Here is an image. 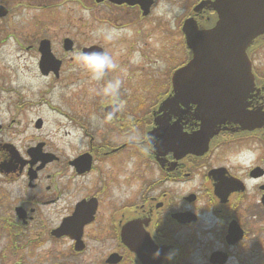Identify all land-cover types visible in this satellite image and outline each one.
<instances>
[{
	"label": "flooded vegetation",
	"instance_id": "af4514ba",
	"mask_svg": "<svg viewBox=\"0 0 264 264\" xmlns=\"http://www.w3.org/2000/svg\"><path fill=\"white\" fill-rule=\"evenodd\" d=\"M185 1L0 0V264H264V33L245 97L194 68L164 104L192 59L184 23L217 21ZM153 40L169 69L134 63ZM93 51L117 64L101 80Z\"/></svg>",
	"mask_w": 264,
	"mask_h": 264
},
{
	"label": "water",
	"instance_id": "95a60500",
	"mask_svg": "<svg viewBox=\"0 0 264 264\" xmlns=\"http://www.w3.org/2000/svg\"><path fill=\"white\" fill-rule=\"evenodd\" d=\"M204 5H209L217 13L216 24L209 30L200 31L192 20L184 23L192 59L174 73V96L164 104L176 101L179 77L186 76L184 72L194 68L203 71L201 77L209 79H231L232 84L240 79L244 89L238 94L244 97L253 86L251 63L246 49L257 36L264 33V0H206ZM240 104L235 106V101L229 100L220 109L233 111L240 108Z\"/></svg>",
	"mask_w": 264,
	"mask_h": 264
},
{
	"label": "clouds",
	"instance_id": "9594fccd",
	"mask_svg": "<svg viewBox=\"0 0 264 264\" xmlns=\"http://www.w3.org/2000/svg\"><path fill=\"white\" fill-rule=\"evenodd\" d=\"M108 38L110 39L111 37L109 36ZM78 58L82 66L91 73V78L95 80L103 79L107 70H114L117 67L115 60L107 52L93 51L88 53H81L78 54ZM120 86L121 81L119 79L108 81L105 91L108 94L116 95L119 92ZM128 167L131 168V164H129ZM44 247H50V245H45ZM153 255L154 258L158 257L160 255V252L157 251ZM172 258V253H169L166 257L167 260H171Z\"/></svg>",
	"mask_w": 264,
	"mask_h": 264
},
{
	"label": "rangeland",
	"instance_id": "374dc122",
	"mask_svg": "<svg viewBox=\"0 0 264 264\" xmlns=\"http://www.w3.org/2000/svg\"><path fill=\"white\" fill-rule=\"evenodd\" d=\"M190 4V1L189 0H186L185 1V5H189ZM174 7L169 5V4H164V5H161V7L158 9L157 13L159 14H162V15H165V16H173L175 13H174ZM174 13V14H173ZM104 33L105 34H109V32L104 29ZM99 31V28L98 26H94L93 28V37L95 35H97ZM156 36L159 38V35L156 34ZM159 43L160 41H152L151 44L149 45V56H148V59L147 60H144V59H140L137 55H134V63L137 65V64H141V65H145L146 69H150V70H156V69H159V70H165V69H169L170 66H171V63L170 61H168L166 64H164L163 62H152L151 58L152 56L151 55H154L155 53H158V49H159ZM120 47L118 46H113L111 45L109 47V52L110 53H113V54H117L119 53ZM149 57L151 59H149ZM163 58V57H162ZM257 62L259 63L260 66L264 67V48L261 50V52L258 54L257 56ZM151 61V67L150 65L148 66V64H150L149 62ZM159 81V78H157L156 82ZM158 84V83H157ZM264 221L261 220V243L263 242L264 243Z\"/></svg>",
	"mask_w": 264,
	"mask_h": 264
}]
</instances>
